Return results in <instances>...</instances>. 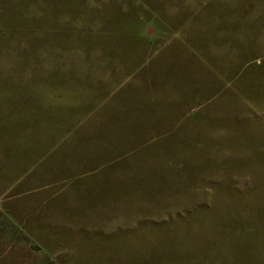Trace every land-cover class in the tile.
Segmentation results:
<instances>
[{"label":"rangeland","instance_id":"rangeland-1","mask_svg":"<svg viewBox=\"0 0 264 264\" xmlns=\"http://www.w3.org/2000/svg\"><path fill=\"white\" fill-rule=\"evenodd\" d=\"M0 264H264V0H0Z\"/></svg>","mask_w":264,"mask_h":264}]
</instances>
